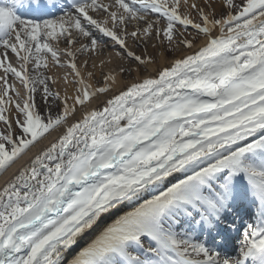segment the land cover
<instances>
[{
	"label": "snow or ice",
	"instance_id": "1",
	"mask_svg": "<svg viewBox=\"0 0 264 264\" xmlns=\"http://www.w3.org/2000/svg\"><path fill=\"white\" fill-rule=\"evenodd\" d=\"M14 165L0 264H264V0H0Z\"/></svg>",
	"mask_w": 264,
	"mask_h": 264
},
{
	"label": "bare ground",
	"instance_id": "2",
	"mask_svg": "<svg viewBox=\"0 0 264 264\" xmlns=\"http://www.w3.org/2000/svg\"><path fill=\"white\" fill-rule=\"evenodd\" d=\"M131 30V28H130ZM200 43H202V40L201 39H197L196 40V44L199 45ZM63 46V45H61ZM152 49H155V48H152L151 46H149L148 48V51L149 53L153 54L152 53ZM138 52L139 51H142V49H136ZM113 50L110 49V48H105L103 50V52L98 55V56H95L93 58H91L89 60V67L87 69V71H93L95 73V77L94 79L91 81L94 85L96 86H102L103 84V77H102V73H106L108 72L110 69L113 70V71H116L117 72V85L115 86V88L113 89V91H117L123 84L133 80L134 78L136 77H142L145 75V72L141 71L140 73H133L131 75H128V74H124V75H120L118 73V67L121 63H124L122 61H119L118 59H115V58H112L111 60V63H108L110 57H109V53L112 52ZM162 50L159 49V52L157 55V58H158V61L160 64H164L166 61H171L173 58H174V55L171 54L170 56H168L167 54L161 56L160 55V52ZM187 50L184 49V48H180L176 53L175 55L176 56H179L180 54L186 52ZM154 55V54H153ZM13 61L15 60V57H12ZM84 57H81V60H83ZM101 60H104L106 63L104 66H101L100 65V61ZM95 64V68L92 67V64ZM157 65H151L150 66V69L151 68H155ZM66 71V69H52V74L54 75H62L63 72ZM63 82L60 81L57 85V88H59L61 91H63ZM69 91H71V87L69 88ZM112 93H109L108 95L110 96ZM38 99V102L40 103V107L41 109L43 110L44 108V105L41 101H39V98ZM106 97L105 96H100L97 100H94L92 105H89V107H92V106H98L100 104V102H102L103 100H105ZM55 111V109H54ZM79 115V113H78ZM57 135V133L53 132L50 136L46 137L45 140L41 141L39 145H37L35 148H33L31 151L34 153L36 152L39 148L43 147L44 145H46L50 140H52L55 136ZM24 158H22L23 160ZM22 162V161H20ZM18 162V164L20 163ZM17 165H14L12 169H9L8 172L4 173L3 175H0V186H3L4 184V181L10 176V174L14 171V169L16 168ZM91 235V234H90ZM87 239V238H85Z\"/></svg>",
	"mask_w": 264,
	"mask_h": 264
},
{
	"label": "rangeland",
	"instance_id": "3",
	"mask_svg": "<svg viewBox=\"0 0 264 264\" xmlns=\"http://www.w3.org/2000/svg\"><path fill=\"white\" fill-rule=\"evenodd\" d=\"M217 10L219 11L220 9H219V4L217 3ZM191 31V30H190ZM152 51V53L154 54V55H157L158 54V52H159V49H152L151 50ZM168 56H170L172 53H166ZM43 103V102H42Z\"/></svg>",
	"mask_w": 264,
	"mask_h": 264
}]
</instances>
